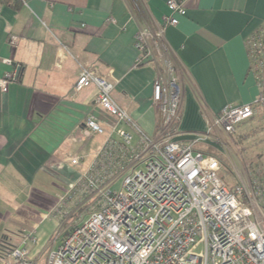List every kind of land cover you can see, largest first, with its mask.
Returning a JSON list of instances; mask_svg holds the SVG:
<instances>
[{
	"label": "crops",
	"instance_id": "0c3cea01",
	"mask_svg": "<svg viewBox=\"0 0 264 264\" xmlns=\"http://www.w3.org/2000/svg\"><path fill=\"white\" fill-rule=\"evenodd\" d=\"M166 1L1 3L0 77L12 68L6 58L16 65L18 76L0 88V248L18 245L33 233L36 242L27 246L41 264L59 245L63 218L53 210L106 139L105 134L85 133L89 115L105 130L120 126L134 133L133 143L138 139L128 123L117 124L102 109L94 85L74 91L82 67L110 81L114 101L146 135H157L159 114L151 95L161 63L137 64L134 38L144 26L161 23L169 13ZM185 7L186 14L163 33L173 76L181 85L175 125L180 141L204 133L207 119L224 105L256 100L259 87L245 41L264 26V0H187ZM11 35L18 37L13 46L8 44ZM257 109L253 106L251 120L236 125L241 133L250 128L264 133V115ZM65 157H78V164L69 165Z\"/></svg>",
	"mask_w": 264,
	"mask_h": 264
},
{
	"label": "built area",
	"instance_id": "2783aa9c",
	"mask_svg": "<svg viewBox=\"0 0 264 264\" xmlns=\"http://www.w3.org/2000/svg\"><path fill=\"white\" fill-rule=\"evenodd\" d=\"M186 1L167 0L169 13L161 23L144 26L134 38L137 64L161 63L152 82L151 100L159 114L155 137L146 135L114 101L110 81L80 69L74 91L94 85L102 109L117 124L128 123L138 139L133 143L132 134L120 126L105 130L93 115L84 120L86 134H105L106 139L53 213L64 218L85 203L87 215L59 228L61 242L41 264H264V181L255 176L260 167L230 188L219 175V159L194 149L196 143H219L218 132L232 133L253 115L255 103L264 108V26L245 41L249 69L259 87L256 100L226 104L207 119L204 133L176 140L181 85L173 76L163 33L186 14ZM17 40L11 35L8 44ZM4 62L12 68L0 77L2 89L18 76L12 60ZM64 161L74 166L79 159ZM27 242H36L33 233L18 245L1 247L0 264H40L30 256ZM198 246L200 252L192 251Z\"/></svg>",
	"mask_w": 264,
	"mask_h": 264
},
{
	"label": "rangeland",
	"instance_id": "374dc122",
	"mask_svg": "<svg viewBox=\"0 0 264 264\" xmlns=\"http://www.w3.org/2000/svg\"><path fill=\"white\" fill-rule=\"evenodd\" d=\"M257 108L256 112H262L264 115V108L262 105ZM250 118L244 121L247 122L251 120ZM262 125H264V121ZM239 127L240 125L236 127L232 134L218 132L219 143L215 144L217 148L203 146V143H196L194 145V149L197 150H208L210 152L214 150L216 152V157L220 161L219 175L229 187L241 184L240 180H246L249 170L260 167L261 165L263 166L264 163V133L260 134L259 130L256 128H250L241 133L238 130ZM262 129H264V127ZM75 209L76 210H73L62 219V225L77 223L79 219L87 215L88 209L85 203L79 205ZM56 240H58V238ZM192 251L200 252L201 246L192 249Z\"/></svg>",
	"mask_w": 264,
	"mask_h": 264
},
{
	"label": "trees",
	"instance_id": "16d2710c",
	"mask_svg": "<svg viewBox=\"0 0 264 264\" xmlns=\"http://www.w3.org/2000/svg\"><path fill=\"white\" fill-rule=\"evenodd\" d=\"M3 1L4 0H0V2L1 3H3ZM261 104L260 103H255L254 104V107H258V106H260ZM213 145V146H212ZM212 145H209V147H211V148H215L216 146L214 145V144H212ZM195 150H197V149H195ZM209 150H211V149H209ZM198 151H202V152H204V153H207V154H212V155H214V156H217L216 155V152L213 150V152H210V151H208V150H198ZM255 176H256V178H258V179H260V181H264V166H260V170H259V172H258V174H255ZM221 177V176H220ZM222 178V177H221ZM262 183H264V182H262Z\"/></svg>",
	"mask_w": 264,
	"mask_h": 264
},
{
	"label": "water",
	"instance_id": "95a60500",
	"mask_svg": "<svg viewBox=\"0 0 264 264\" xmlns=\"http://www.w3.org/2000/svg\"><path fill=\"white\" fill-rule=\"evenodd\" d=\"M17 71H18V69H17Z\"/></svg>",
	"mask_w": 264,
	"mask_h": 264
}]
</instances>
